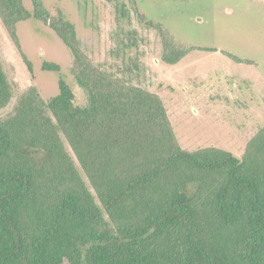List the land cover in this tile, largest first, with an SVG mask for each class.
<instances>
[{
  "label": "trees",
  "instance_id": "obj_1",
  "mask_svg": "<svg viewBox=\"0 0 264 264\" xmlns=\"http://www.w3.org/2000/svg\"><path fill=\"white\" fill-rule=\"evenodd\" d=\"M32 3L0 0L8 35L33 73L18 24L52 28L87 101L60 79L56 96L31 86L0 118V264H264V126L242 156L184 148L161 95L101 69L62 10ZM141 17L163 62L194 49ZM13 97L0 58V111Z\"/></svg>",
  "mask_w": 264,
  "mask_h": 264
},
{
  "label": "rangeland",
  "instance_id": "obj_2",
  "mask_svg": "<svg viewBox=\"0 0 264 264\" xmlns=\"http://www.w3.org/2000/svg\"><path fill=\"white\" fill-rule=\"evenodd\" d=\"M32 11V0H23ZM75 24L84 49L104 71L158 93L181 145L189 150L217 146L238 156L264 126V0H43ZM160 24L174 42L194 47L176 64L162 60ZM33 73L0 19V58L14 97L37 86L48 100L64 79L85 105V90L71 71L72 53L56 32L30 18L18 24ZM237 58L244 61H238ZM45 61L60 70H44ZM65 264H69L66 262Z\"/></svg>",
  "mask_w": 264,
  "mask_h": 264
}]
</instances>
